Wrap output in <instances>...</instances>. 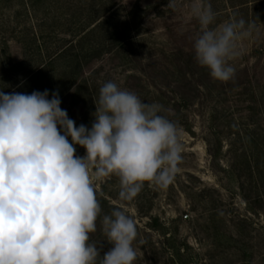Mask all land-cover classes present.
Returning <instances> with one entry per match:
<instances>
[{"label":"rangeland","instance_id":"374dc122","mask_svg":"<svg viewBox=\"0 0 264 264\" xmlns=\"http://www.w3.org/2000/svg\"><path fill=\"white\" fill-rule=\"evenodd\" d=\"M67 1L59 0L56 7H64ZM113 1L117 13L107 26L117 23L123 27L128 10L137 7L139 17L130 22L133 41L126 49L142 56L144 65L154 57L161 64H169L163 55L174 48L194 51L201 31L198 19L191 13L195 0H174V9L167 7L169 0ZM23 2L0 0V68L11 65L7 73L0 72V84L13 85L7 94L20 84L27 65L23 43L30 31L40 35L38 25L44 17L43 12L26 11ZM202 2L210 4L216 14L210 27L218 28L230 21L217 15L223 7L231 13L225 0ZM249 9L248 20L246 13L237 15L254 28L251 35L237 42L238 54L229 61L235 69L233 78L221 86L210 77L211 82L201 85V93L187 107L178 114H168L179 129L182 144L179 170L171 183H145L132 201L120 202L118 177L95 182L101 213L97 230L89 234V243L98 246L101 257L114 246L102 232V217L122 203L137 227L133 242L137 259L133 264H264V0ZM57 11L69 12L66 8ZM52 12L41 29L49 32L54 23V34L44 36L50 49L58 46L61 39H69L62 32L70 17L53 20ZM18 62L24 63L12 68ZM118 63L105 56L93 65L103 66L101 78L108 71L119 83L124 72L121 66L115 67ZM136 64L140 69L138 61ZM199 69L193 64L186 70L187 75ZM149 75L144 78L151 84ZM63 109H67L66 104ZM79 113V109L72 108L69 117L76 121ZM185 120L190 130L185 129ZM85 155V149L79 153V157Z\"/></svg>","mask_w":264,"mask_h":264},{"label":"clouds","instance_id":"9594fccd","mask_svg":"<svg viewBox=\"0 0 264 264\" xmlns=\"http://www.w3.org/2000/svg\"><path fill=\"white\" fill-rule=\"evenodd\" d=\"M167 7L174 9V0ZM191 13L201 27L196 61L213 79L229 81L237 42L254 25L232 18L210 27L216 14L202 0ZM60 104L58 92L49 99L48 90L0 91V264H97L100 250L89 243L101 213L95 182L118 177L119 201L130 202L145 183L166 186L179 170V129L161 104L142 102L108 81L99 89L90 129L77 127ZM75 145L86 150L84 157ZM101 224L114 246L99 264H133L137 227L123 204Z\"/></svg>","mask_w":264,"mask_h":264},{"label":"trees","instance_id":"16d2710c","mask_svg":"<svg viewBox=\"0 0 264 264\" xmlns=\"http://www.w3.org/2000/svg\"><path fill=\"white\" fill-rule=\"evenodd\" d=\"M23 1L24 6L28 8H24L26 11L36 14L43 12V20L38 25L41 29H44L45 19L50 17L51 11H53V20L70 17L67 20V29L62 32L67 34L69 39L64 41L61 39L58 46L50 49L45 45L47 42L45 37L54 34V23L49 26V32L40 29V35H38L30 31L27 41L23 43L25 54H27L24 62H27V65L23 67L24 73L21 76L20 84H17L18 86L15 84L16 88L14 87L13 91L31 94L33 91L48 90L49 99L52 92H58L61 100L60 107L63 109L66 104L68 117L72 108L80 110L79 118L75 121L77 127L84 124L89 129L91 128L95 119L93 113L96 111L95 103L99 97V89L108 81L114 82L108 71L104 78L100 77L101 72L104 71L103 66L93 65L94 62L100 63L105 56L110 61L118 60L119 63L115 67L121 66V71L124 72L123 80L114 83L122 90H129L137 94L142 102L161 104L165 110L162 114L167 118L170 112L174 111L178 114L184 107H187L201 93V85L207 86L211 82L209 70L199 65L195 59L194 51L174 48L163 55L169 61V64L166 65L161 64L158 59L154 60L155 57L144 65L142 56L127 51L126 48L133 41L130 35V22L136 21L139 17L136 15L137 7L128 10L124 26L120 27L117 23L107 26L108 22L112 21L114 14L117 13L116 8L118 7L113 0H68L64 7L63 5L56 7L59 0ZM262 1L225 0L224 4L228 6V9H231V13H226L227 8L223 7L218 10L217 15L220 18L225 16L231 20L233 14L239 20L237 15L242 12L246 13L245 17L248 20L249 6L256 7ZM59 8H66L69 11L68 14L58 11L55 13V10H59ZM136 61H138L140 69H137ZM24 62L14 63L12 68H20L19 65ZM193 64L198 65L200 69L188 71L191 74L189 77L186 70L190 69ZM7 66L11 65H1L0 72L7 73ZM148 74L153 80L151 84L147 83L144 78ZM167 78L170 79L167 81ZM215 81L220 82V85L223 86V82ZM0 86L2 87L1 91L6 94L13 87V85H5L4 82ZM69 118L71 119V117ZM183 123L185 129L190 130L189 122L185 120ZM75 147V154L79 156L84 148L79 145H75ZM102 201L105 202V200ZM109 208L114 207L109 205Z\"/></svg>","mask_w":264,"mask_h":264}]
</instances>
